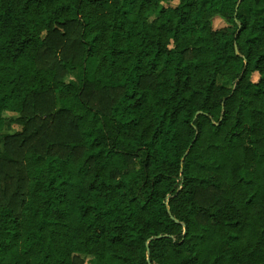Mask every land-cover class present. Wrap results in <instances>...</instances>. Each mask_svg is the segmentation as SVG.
Segmentation results:
<instances>
[{"label":"trees","instance_id":"1","mask_svg":"<svg viewBox=\"0 0 264 264\" xmlns=\"http://www.w3.org/2000/svg\"><path fill=\"white\" fill-rule=\"evenodd\" d=\"M0 137V264H264V0H0Z\"/></svg>","mask_w":264,"mask_h":264},{"label":"rangeland","instance_id":"2","mask_svg":"<svg viewBox=\"0 0 264 264\" xmlns=\"http://www.w3.org/2000/svg\"><path fill=\"white\" fill-rule=\"evenodd\" d=\"M223 24H224V20L220 16H215L213 18V25L214 26H221ZM217 80L221 83L230 84L229 80H224L221 77H218ZM17 114L18 113L16 111H13V110H7V109L3 110V115L5 116V118H4V124H3L2 131H5V132L6 131L7 132L13 131V130L20 127V123L16 122L14 119H12V118L16 117ZM0 139H1V137H0ZM89 264H92V263L89 262Z\"/></svg>","mask_w":264,"mask_h":264}]
</instances>
